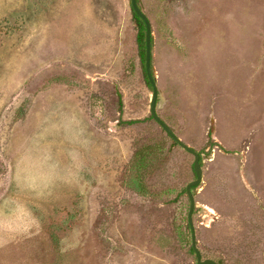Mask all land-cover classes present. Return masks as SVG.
<instances>
[{"label":"rangeland","instance_id":"obj_1","mask_svg":"<svg viewBox=\"0 0 264 264\" xmlns=\"http://www.w3.org/2000/svg\"><path fill=\"white\" fill-rule=\"evenodd\" d=\"M140 6L202 258L264 264V0ZM137 35L131 0H0V264H197Z\"/></svg>","mask_w":264,"mask_h":264},{"label":"water","instance_id":"obj_2","mask_svg":"<svg viewBox=\"0 0 264 264\" xmlns=\"http://www.w3.org/2000/svg\"><path fill=\"white\" fill-rule=\"evenodd\" d=\"M131 7L132 10L144 21L146 26V60H145V69L148 76V79L151 83L152 90H153V99L151 105V116L153 119L165 130V132L170 136L172 140L177 142L179 145H181L182 148H184L187 152L192 154L194 156V164L193 168L195 171L196 178L195 180H192L187 185V194L190 199V210L188 214L189 219V225L191 229V240H192V247L195 252L196 258H197V264H219L217 261L212 259H203L200 249L198 248L197 244V238H196V230L194 226L193 221V214L194 210L196 208V202H195V195L193 192V188L199 187L202 183L203 179V167L201 165V154L196 151L195 149L191 148L187 144L183 143V141L176 135V133L170 128L158 115L157 113V101L159 96V89L157 86V81L155 77V71L153 66V34H152V24L148 16L144 13L142 8L140 7L138 0H131Z\"/></svg>","mask_w":264,"mask_h":264},{"label":"trees","instance_id":"obj_3","mask_svg":"<svg viewBox=\"0 0 264 264\" xmlns=\"http://www.w3.org/2000/svg\"><path fill=\"white\" fill-rule=\"evenodd\" d=\"M138 3L140 5V0H138ZM132 12H133V17H134L136 26L138 28L137 43H138V48H139V52H140L141 61H142L143 67H144L145 79H146V82H147L148 86L150 87V89H152L151 83H150V81L148 79V76H147V73H146V69H145V60H146V42H145L146 41V26H145L144 21L133 10H132ZM122 103L123 102H121L120 104H122ZM120 109L123 111V104L121 105ZM151 118L153 119L152 116H151ZM133 123H136V122H134V121L130 122V124H133ZM172 141L174 142V144L179 145L174 140H172ZM209 144H210V146H213L214 144L218 145V144L214 143L213 140H211ZM138 157H139V153L136 154V160H137ZM201 165H202V157H201ZM193 170H194V168H193ZM194 174H195V171H194ZM195 177H196V175H195ZM196 188L197 187L193 188V191ZM143 191H144V189L139 190V192H140L139 194L143 195V193H146V192H143ZM183 192L185 194H187V189H184ZM187 196H188V194H187ZM188 224H189V219H188ZM188 226L190 228V225H188ZM191 251H192L193 254H195V252L193 250V247H191ZM218 263L219 264H223L220 261Z\"/></svg>","mask_w":264,"mask_h":264}]
</instances>
